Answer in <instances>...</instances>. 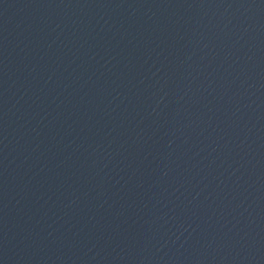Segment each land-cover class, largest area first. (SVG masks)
I'll return each instance as SVG.
<instances>
[{
	"label": "water",
	"instance_id": "water-1",
	"mask_svg": "<svg viewBox=\"0 0 264 264\" xmlns=\"http://www.w3.org/2000/svg\"><path fill=\"white\" fill-rule=\"evenodd\" d=\"M0 264H264V0H0Z\"/></svg>",
	"mask_w": 264,
	"mask_h": 264
}]
</instances>
